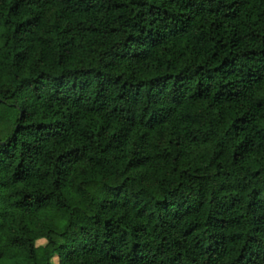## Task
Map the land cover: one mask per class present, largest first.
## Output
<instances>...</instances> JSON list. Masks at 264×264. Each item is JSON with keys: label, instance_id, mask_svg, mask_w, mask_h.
Segmentation results:
<instances>
[{"label": "trees", "instance_id": "1", "mask_svg": "<svg viewBox=\"0 0 264 264\" xmlns=\"http://www.w3.org/2000/svg\"><path fill=\"white\" fill-rule=\"evenodd\" d=\"M0 264H264V0H0Z\"/></svg>", "mask_w": 264, "mask_h": 264}, {"label": "rangeland", "instance_id": "2", "mask_svg": "<svg viewBox=\"0 0 264 264\" xmlns=\"http://www.w3.org/2000/svg\"><path fill=\"white\" fill-rule=\"evenodd\" d=\"M43 242L42 241H39V243L38 244H42Z\"/></svg>", "mask_w": 264, "mask_h": 264}]
</instances>
